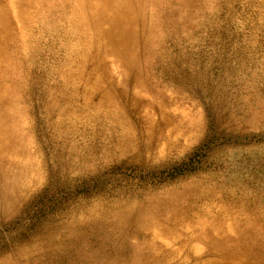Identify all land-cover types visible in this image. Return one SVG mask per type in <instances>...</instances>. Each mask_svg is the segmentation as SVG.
<instances>
[{"label": "rangeland", "instance_id": "374dc122", "mask_svg": "<svg viewBox=\"0 0 264 264\" xmlns=\"http://www.w3.org/2000/svg\"><path fill=\"white\" fill-rule=\"evenodd\" d=\"M58 1L0 0V17L18 32L37 29L59 14ZM159 7L133 25L134 58L111 51L89 60L78 105L50 86L49 115L43 105L27 117L38 184L26 213L1 226L0 246L48 215L120 191L186 188L225 216L215 244L192 239L193 253L180 251L177 264L217 258L234 224H264V0H177L168 20ZM160 240L179 247L168 231Z\"/></svg>", "mask_w": 264, "mask_h": 264}, {"label": "bare ground", "instance_id": "6f19581e", "mask_svg": "<svg viewBox=\"0 0 264 264\" xmlns=\"http://www.w3.org/2000/svg\"><path fill=\"white\" fill-rule=\"evenodd\" d=\"M162 2L62 0L51 6L59 12L56 17L46 24L42 20L44 25L37 29L30 26L19 32L0 17V228L26 213L24 202L38 184L39 169L23 135V131L34 132L33 126L26 125L27 117L35 116L43 105L49 115L53 106L44 98L50 86L58 87L70 107L78 105L73 100L80 97L79 81L92 58L101 59L111 51L134 58L133 25L142 15L149 17L145 7L150 4L164 6L161 14L170 19L177 0ZM67 7L66 16L62 10ZM102 38L105 44L100 43ZM39 58H44L46 72L41 71ZM23 106H28L27 112ZM166 192L127 196L120 191L65 205L63 212L35 221L31 231L24 228L7 236L0 246V264H177L180 251L191 253L195 248L192 239L215 244L214 234L222 230L217 224L225 216H216L211 203L200 202L186 188ZM249 222L248 230L234 224L230 227L234 233L226 231L217 242L219 249L212 251L217 258L196 264H264V224L251 228ZM162 231H168L179 247L167 249L160 240Z\"/></svg>", "mask_w": 264, "mask_h": 264}]
</instances>
